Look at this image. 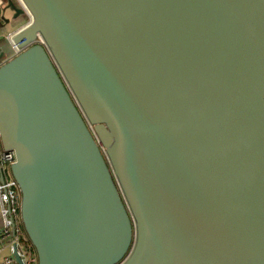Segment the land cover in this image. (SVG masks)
<instances>
[{
  "label": "water",
  "instance_id": "95a60500",
  "mask_svg": "<svg viewBox=\"0 0 264 264\" xmlns=\"http://www.w3.org/2000/svg\"><path fill=\"white\" fill-rule=\"evenodd\" d=\"M7 1L31 20L0 146L37 264H264V0Z\"/></svg>",
  "mask_w": 264,
  "mask_h": 264
},
{
  "label": "built area",
  "instance_id": "2783aa9c",
  "mask_svg": "<svg viewBox=\"0 0 264 264\" xmlns=\"http://www.w3.org/2000/svg\"><path fill=\"white\" fill-rule=\"evenodd\" d=\"M27 15L30 21L31 15L29 13ZM35 42L43 45V41L39 36L36 37ZM19 51L20 48L16 44L9 42L7 48L3 51L0 63L14 56ZM13 161L14 152L3 150L0 146V177L2 176L0 179V251L1 249H6L0 264H17L13 256V244H16L24 264H36V255L28 254L25 250L28 245L20 235L24 231L19 215L20 193L9 167Z\"/></svg>",
  "mask_w": 264,
  "mask_h": 264
},
{
  "label": "rangeland",
  "instance_id": "374dc122",
  "mask_svg": "<svg viewBox=\"0 0 264 264\" xmlns=\"http://www.w3.org/2000/svg\"><path fill=\"white\" fill-rule=\"evenodd\" d=\"M14 4H16L17 6L19 5L18 4V1L19 0H12ZM28 13L25 12L23 13L22 15L19 16V19L15 20L14 22H12V19L9 23H7L5 25V28H2L1 30H5L6 27H8V33L10 32H14L15 30H17L18 28H20L21 26H23L24 24H26L28 21H29V17L27 15ZM8 33L6 32V30L2 33V37L3 39H5V37L8 35ZM10 36V35H9ZM6 40V39H5ZM8 40H6V44L8 45L9 41L7 42ZM5 42V41H4ZM4 48V46H3ZM7 48V46H6ZM21 237L25 239L26 243H27V247H25V250L28 252L29 255H36L35 253V250L33 248V246L31 245L30 241L28 240L25 232L23 231V233H20ZM6 253V249H1L0 251V257ZM37 264V262H36Z\"/></svg>",
  "mask_w": 264,
  "mask_h": 264
},
{
  "label": "flooded vegetation",
  "instance_id": "af4514ba",
  "mask_svg": "<svg viewBox=\"0 0 264 264\" xmlns=\"http://www.w3.org/2000/svg\"><path fill=\"white\" fill-rule=\"evenodd\" d=\"M6 4H7V2H6V1H5V2L3 1L2 6H0V7L2 8V10H3V12L1 11V13L4 14V17H5V18L11 19L12 15L14 14V12H13L12 10L8 9V7H6V6H7ZM6 11L10 12L11 15H10V16H5ZM17 19H19V17L15 18V20H17ZM12 22H14V19L12 20ZM6 24H7V23H4V22L2 21V25H3V26H0V30H1L2 28H5V25H6ZM0 37H1V36H0Z\"/></svg>",
  "mask_w": 264,
  "mask_h": 264
},
{
  "label": "bare ground",
  "instance_id": "6f19581e",
  "mask_svg": "<svg viewBox=\"0 0 264 264\" xmlns=\"http://www.w3.org/2000/svg\"><path fill=\"white\" fill-rule=\"evenodd\" d=\"M3 1H4V2L6 1L7 4H8V1H7V0H0V6H2ZM19 1L23 4V2H22L21 0H19ZM7 4H6V5H7ZM25 9H26V8H25ZM26 11H27V10H26ZM27 12H28V11H27ZM14 21H15V20H14ZM3 32H4V30H1V31H0V33H3ZM13 33H14L13 31H12L11 33L9 32L8 35H7L5 38H7V40H8L9 42L15 44V43L13 42V40H12V35H13ZM9 35H10V36H9ZM8 41H7V42H8ZM5 45H7L6 42H4L3 46H5Z\"/></svg>",
  "mask_w": 264,
  "mask_h": 264
},
{
  "label": "crops",
  "instance_id": "0c3cea01",
  "mask_svg": "<svg viewBox=\"0 0 264 264\" xmlns=\"http://www.w3.org/2000/svg\"><path fill=\"white\" fill-rule=\"evenodd\" d=\"M10 15H11V13L8 12V11H6L5 16H10ZM7 28H8V27H6L5 30H6V32L8 33V29H7ZM5 30H4V31H5ZM0 36H2V33H0ZM6 46H7V45H6ZM3 255H4V254H3ZM3 255H2V256H3ZM2 256L0 257V260H1Z\"/></svg>",
  "mask_w": 264,
  "mask_h": 264
}]
</instances>
